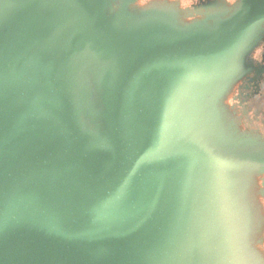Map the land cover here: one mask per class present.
I'll list each match as a JSON object with an SVG mask.
<instances>
[{"label": "water", "instance_id": "95a60500", "mask_svg": "<svg viewBox=\"0 0 264 264\" xmlns=\"http://www.w3.org/2000/svg\"><path fill=\"white\" fill-rule=\"evenodd\" d=\"M135 2L0 0V264H261L264 141L223 102L264 0L187 25Z\"/></svg>", "mask_w": 264, "mask_h": 264}, {"label": "flooded vegetation", "instance_id": "af4514ba", "mask_svg": "<svg viewBox=\"0 0 264 264\" xmlns=\"http://www.w3.org/2000/svg\"><path fill=\"white\" fill-rule=\"evenodd\" d=\"M238 0H136L133 8L136 11L156 5L174 10L181 24L187 25L197 21H209L216 11L231 7ZM253 69L241 81L234 85L223 102L227 116L225 127L234 124L237 134L258 137L264 141V42L254 51ZM232 128V127H231ZM254 184L249 192V200L262 219L257 226L250 251L254 252L261 264H264V173L255 175Z\"/></svg>", "mask_w": 264, "mask_h": 264}, {"label": "bare ground", "instance_id": "6f19581e", "mask_svg": "<svg viewBox=\"0 0 264 264\" xmlns=\"http://www.w3.org/2000/svg\"><path fill=\"white\" fill-rule=\"evenodd\" d=\"M247 75H248V74H247ZM247 75H246V76H247ZM246 76H245V77H246ZM237 83H238V82H237ZM237 83H236V84H237ZM233 87H234V86H233ZM230 92H231V91H230ZM228 95H229V94H228ZM224 126H225V125H224ZM225 128H226V130H227L228 132H229L230 130H232V131H234L235 134H237V132H236V130L234 129V127H232V128H231V127H230V128L225 127Z\"/></svg>", "mask_w": 264, "mask_h": 264}]
</instances>
